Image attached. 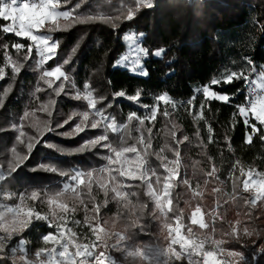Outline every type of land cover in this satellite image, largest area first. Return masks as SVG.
<instances>
[{
    "label": "trees",
    "instance_id": "obj_1",
    "mask_svg": "<svg viewBox=\"0 0 264 264\" xmlns=\"http://www.w3.org/2000/svg\"><path fill=\"white\" fill-rule=\"evenodd\" d=\"M79 3L81 0H69L67 4L61 0L60 8L68 11ZM153 3L154 7H141L134 19L127 21L122 18L115 20V18L122 17L127 13L128 8L135 7L136 0H84L74 15H103L112 18L117 26L113 27L112 23L97 20L75 24L67 30L52 34L53 38L60 42V48L57 50L56 58L46 66L53 67L70 58V63L65 65L64 70L72 76L76 88L83 91V84H89L97 98L107 97L113 103L108 113L116 118L117 123L128 125L119 133L109 134L110 141L116 147H120L122 142L124 146L136 145L141 126L137 121L129 122L127 116L135 111L143 117L145 110L124 98L113 101L114 93L124 91L128 95H134L137 90H140L141 102L151 104L155 96L167 92L178 105L186 102L193 96L195 89L208 84L213 78L221 76L226 71L224 44L219 38L220 33L244 31L248 28L250 31L248 41L245 43L242 40L241 44L232 47L231 51L243 55L245 62L251 60L257 73L264 65V0H153ZM7 22L0 18V67H4L7 73L6 78L0 80V96H4L3 89L13 82L11 68L5 67L7 62L2 45L9 46L7 52L11 61L17 62L22 61L25 53L23 50L17 53L11 46L22 43L27 48L30 43L29 40L16 37L12 33H4L2 28L7 25ZM63 24L64 21H62ZM128 31L141 35L142 46L149 50L143 64V69L148 73L147 76L133 73L127 67L116 64L125 51L126 45L123 37ZM161 48L166 50L164 55L153 54ZM35 59L36 57L33 56V59L24 65L15 78L11 93L4 96V101L0 106V165L7 171L8 162L16 158L12 152L14 147L17 155H29V159L15 173L0 181V189L3 188L11 193L24 192L25 195L37 191L42 196H46L63 191L62 181L67 177L43 171L40 165L53 164L69 174L73 169L84 171L96 169L97 171L94 172L96 175L100 167L106 164L100 156L107 153L105 150L97 149L83 154L67 155L48 147L51 144L69 150L78 147L86 139L102 134V130L97 129L75 138H66L61 135L62 132L70 131L74 122H78L75 117L74 121H70L68 125L57 129L56 132H45L42 136L38 134L37 129L43 128L45 123L56 128L57 124H62L74 112L85 111L86 102L69 99L63 95L56 98L50 90L35 93L40 77ZM249 70L250 66L245 71L246 74ZM255 76L254 73L249 79L254 80ZM40 86L43 87V84ZM66 90L70 93L74 91L73 89ZM213 90L233 96L231 104L212 101L210 105L212 111L205 112V116L213 122L218 143L207 144L208 133L203 126V121L200 122V136L207 144L206 155L214 158L217 167H220L222 163L225 165L220 173V179L225 183L221 184L215 180H209L207 184L204 182V171L208 168L205 151L197 147L198 141L194 135L196 129L193 127L192 117L184 110L186 104L175 111L169 106L170 119L158 115L154 127L148 122L143 127L145 129L153 127L152 147L155 151L171 146L167 125H175L177 129H180L178 135L181 137L182 135L189 136V142L180 145L181 167L178 179H189L191 186L199 190L200 194L196 195L188 186L177 183L171 189L173 207L182 210V218L185 221L188 220L190 210L196 205L205 212L208 218L212 212H215L210 225L213 234L216 237L222 235L228 238L230 241L226 243V246L250 255L256 251L258 246L264 248L261 236L255 237L254 241L259 239L260 242L256 248H252L250 246L254 242L242 244L230 237V234L225 236L224 232L228 230L230 222L236 218L251 224L255 232L257 226L264 225V223L257 222L262 219L263 215L258 206L254 207L245 203V200L249 199L247 193L243 196L237 195L231 201L227 200L225 190L232 192L233 182L226 179L228 174L226 165L230 161L239 159L246 169L251 167L264 171V144L258 140H254L252 145L245 143V128L241 123V117H237L235 130L228 131L232 113L235 111L233 106L245 104L249 98L247 82L237 80ZM34 93L38 99L34 98ZM50 97L57 100L55 106L50 109L52 112L50 117L45 112L35 111V115L30 116L24 122V131L27 136L34 137L37 141L32 152L28 154L26 143H17L16 137L19 133L12 126L20 124V117L25 111L32 112L39 109L40 104L46 103ZM203 99L202 94L196 96L197 109ZM225 132L232 136L231 152L223 143ZM221 150H223L222 157ZM128 155L133 156L134 154L129 153ZM165 155L169 159L172 158L170 152L166 151ZM195 161H200V164L194 169ZM149 163L151 167L160 170L159 161L154 156L149 157ZM137 185H139L138 181L134 182V186L129 189L131 192L138 193V198L131 197L128 208L110 199L106 207H101L96 218L100 223L122 231L129 237L128 241L132 244L154 243L158 241L159 218L152 217L153 203L144 194V187ZM214 188H219L221 191L214 192ZM93 195L96 197V202L102 205L104 197L96 184H93ZM60 199L75 207L78 217L85 220V210L73 194L64 192ZM83 199L87 200V197ZM142 204L147 205L139 219V222L145 225L143 231L132 226L136 214L141 212ZM88 207V217L92 219L91 203ZM174 218L172 214H169L167 222H173ZM50 230V227L34 224L25 232L26 234L24 233V236H27L30 246L35 250L41 247L40 237ZM241 245L246 247L241 248ZM4 252L7 253V251ZM134 263L136 262L130 261L128 264ZM0 264H13L11 255L9 253L7 256L0 254ZM256 264H264V255L257 257Z\"/></svg>",
    "mask_w": 264,
    "mask_h": 264
},
{
    "label": "snow or ice",
    "instance_id": "obj_2",
    "mask_svg": "<svg viewBox=\"0 0 264 264\" xmlns=\"http://www.w3.org/2000/svg\"><path fill=\"white\" fill-rule=\"evenodd\" d=\"M65 4L69 3V0H64ZM84 3L76 4L74 8L68 11H59V0H23L18 4V0H0V18L10 23L2 28L4 33H12L16 37H21L30 41L25 48L22 43L13 44L11 47L16 50L17 53L24 51L22 61L12 62L7 49L8 45L4 44L2 47L5 49L4 56L6 60L5 67H10L12 72V83L3 89L4 96H8L14 86L15 78L19 75L24 65L33 56L36 57L35 65L36 69L40 71L39 81L35 88V93H41L49 91L54 97L59 98L61 95L73 99L76 101L86 102V110L83 112H74L64 120L62 124H57L56 128L50 127L48 123L44 124L43 128H38L39 135H44L45 132H56L57 129L64 128L70 121H74V117L78 119V122H74V126H71L70 131L60 133L66 138H75L81 134H87L91 130H102V134L95 135L92 138L84 140L78 147L65 150L58 148L55 145L49 144L48 147L54 148L61 154H83L88 151L97 149L105 150L106 155L100 156V159L106 161V164L98 171L102 177L99 181L94 178V172L96 169L84 171L81 169H73L71 174L69 172L61 171L57 166L53 164H42L40 169L51 173H58L62 177L68 178V183H65L64 191H71L72 194L79 200L81 206L85 210V224L87 225L89 232L95 237L90 243L76 244L74 241L77 239L76 233L71 229H67L69 236L63 239V242L56 240L59 244V250L42 249L37 252L36 255L40 256L45 254L47 259L42 264H90V260L95 261V264H117V261L111 255H105L104 251L97 252L96 249L102 245H105V239L102 238L100 233H104V237L110 234L102 227H100V221L96 219L97 214L100 212L102 206H107L109 200H114L124 208H128L131 197H137L138 193L131 192L129 189L134 186V182H139L137 186H143L145 189V195L153 203V211L151 213L153 218H161L164 223L162 225V231H166L168 239L167 248L161 249L154 246L139 245H127L125 242L129 240V237L124 233H114L116 237V243L112 247L118 251H123L126 257L139 258L145 264H221V261L216 260V252L212 250H206L204 245L208 241V237H201L193 231V225H198L200 229L208 228L204 219L197 218V215L201 213V208L197 206L190 216L191 224L186 226V235L181 234V224H177L176 227L168 221L169 214L175 217L177 222L181 221L183 212L178 207H173V201L171 198V189L177 183H183L191 188V182L189 179L184 178L179 180L180 167H181V152L180 145L189 142L188 135H178L181 131L177 129L175 125H167L168 134L171 138V146L167 148H161L159 151L153 150L152 147V132L155 126L158 115L166 119L171 118V113L168 111V107L171 106L173 111L178 107H185V111L192 117L193 127L196 129L194 135L197 138V147L205 151L208 168L204 171L205 184L209 180H215L218 183H225L220 179V173L225 166L223 163L220 167H217L213 157L206 155L207 144L218 143L216 139V132L213 126V122L205 116V112H211V102L219 101L225 104H231L233 96L228 94H222L221 92L213 90L221 85L232 84L237 80H244L248 84L249 97L245 104L234 105L235 111L232 113V120L229 125L228 131H234L237 126V117L242 118V125L245 128L244 141L248 145H252L254 140H258L261 144H264V95L255 96V89L252 85L255 84L256 88L264 90V69L259 73L256 72V68L252 66L251 60H246V63L250 66V70L246 74L245 70L240 71H225L221 76L213 78L208 84L203 85L200 88L194 90L193 96L186 102L178 105L175 100L167 93H163L154 97L151 104L142 103L140 90H137L134 95H128L124 91H117L114 93L112 100L119 98L127 99L133 102L137 106L145 110L143 117L139 116L137 112H130L127 116V120L137 121L141 126L140 136L136 145L124 146L123 142L120 147H116L109 139L110 133H119L121 129L128 127L127 124H118L114 116L108 113V109L113 107V103L109 101L107 97L97 98L91 86L87 83L83 84V91L76 88L75 81L72 76L64 70L65 65L70 63V58L65 59L63 63L57 64L55 67L45 68L50 61H53L60 48V42L53 38V33L57 31H64L72 27L75 24L90 23L97 20L104 21L105 23H112L113 27L117 25L112 18L103 15H74L76 9H79ZM141 7L152 8L154 7L153 0H136L135 7H130L127 13L122 17L117 16L115 20L121 18L127 21L134 19L137 11ZM63 19L64 24L61 25L60 21ZM48 22L46 32L38 33L34 30H39L45 27ZM124 40L127 42V51L116 61L117 65H125L133 73H137L142 76H147L148 73L143 69V58L147 57L149 50L140 45L135 33L125 34ZM75 51V50H73ZM165 49L161 48L153 53L156 56H162L165 53ZM256 74V80H250L252 74ZM7 73L4 67H0V80L5 79ZM43 84V87L40 85ZM66 89H73L70 93ZM34 98L38 99V96ZM202 94L204 99L200 101L199 108L197 109L196 96ZM4 96H0V106L4 101ZM57 100L49 98L46 103H41L39 109L32 112L25 111L20 117V124H14L12 127L19 135L16 137L17 143L25 144L28 150V154L32 152L34 144L37 142L34 137H28L24 131V122L28 120L30 116L35 115V111H42L47 113L50 117L52 115L51 108L55 106ZM203 121V126L207 130V144H205L200 136V122ZM148 122L153 127H143ZM147 133V135H145ZM27 140V142H26ZM223 143L227 145V150L232 151L231 143L232 136L225 132L223 136ZM139 145V147H137ZM170 152L172 158L169 159L165 152ZM12 152L16 158L9 161L7 164V171H4V167L0 165V181L5 180L6 176H11L15 173L26 160L29 159V155H17L15 147ZM134 154L136 161L135 167H129L132 161L128 158V154ZM155 157L159 161V169L151 167L149 163V157ZM223 156V150H221V157ZM200 161H195L193 164L194 169L198 167ZM228 180H232V192L227 193L232 199H235L237 195L243 196L244 193L249 194L250 199H246L245 203L251 206H255L257 201L264 202V171H260L254 168H245L239 159L230 161L227 163ZM237 173L239 175L237 176ZM107 177L104 179L103 177ZM93 184H96L99 191L103 194V204L96 202V197L93 195ZM198 187V185H197ZM239 190V192H238ZM214 192H220L221 189L214 188ZM198 195L199 193H194ZM39 193L32 192L30 199L35 200L39 197ZM64 195V192H57L54 194L55 200H59ZM87 197V200L83 197ZM21 201L24 197L21 196ZM49 203H53V198L49 197ZM89 203H91V215L92 219L88 217ZM147 205H141V212L136 214V219L132 221L134 228H140L144 230L145 225L139 222L140 216ZM60 208L65 214H73L75 207L69 208L67 204H61ZM8 212L12 213L13 217L20 215V209L8 208ZM158 214V217H157ZM26 217L36 220H47L48 217H41L38 214H32L31 212L24 214ZM119 215V213H118ZM31 219L26 218L20 221L18 224L14 223L11 227L5 223L3 217L0 216V229L3 230V235H0V254L7 256L4 252L7 242L12 239L14 235H18L28 228L31 224ZM65 223L63 219L59 223L53 225L57 233L61 237H64V231L61 229V225ZM79 224L80 221H74ZM106 223V222H105ZM244 235L251 238L253 235H257L248 228H244ZM232 235L239 240V234L236 228L232 229ZM44 241L47 242L54 237L45 235ZM99 242V244H97ZM259 239L254 241L252 248H256L259 244ZM25 240L20 239L18 241L19 248L22 250L25 246ZM121 243H124V247L121 248ZM214 245H218L220 242L212 241ZM73 245L74 251L69 252V246ZM178 246V250H177ZM246 247L241 245V248ZM13 255L17 251L16 248L11 249ZM229 264H256L257 257L264 255V248H259L257 251L252 252L250 255H246L244 251H229L227 252ZM162 258V259H161ZM23 264H32V261L22 259ZM13 264L16 261L13 260Z\"/></svg>",
    "mask_w": 264,
    "mask_h": 264
},
{
    "label": "rangeland",
    "instance_id": "obj_3",
    "mask_svg": "<svg viewBox=\"0 0 264 264\" xmlns=\"http://www.w3.org/2000/svg\"><path fill=\"white\" fill-rule=\"evenodd\" d=\"M22 2H23V0H18V4L22 3ZM59 2L61 5V0H59ZM58 10L59 11H67V10H62L60 7ZM62 21H63V19H61V21H60L61 25H62ZM9 23L10 22L8 21L7 25ZM47 27H48V22H46L44 28H41L39 30H34V32L44 33V32H46L45 30L47 29ZM130 33H134V32L128 31L125 34H130ZM125 34H124V36H125ZM136 36H137V39H138L140 45L142 46L141 37H140L141 35L136 34ZM219 38L222 40V42L224 44V53H225V61H226L225 69L229 70V71H240L242 69L245 71L248 70L249 66L245 62L243 55H241L235 51H231L232 50L231 48L235 47L236 45L241 44L242 40L245 43H246V41H248V38H250V31L248 30V28H245L244 31L236 30L233 32L227 31L226 33H220ZM123 39H124V37H123ZM124 42H125L126 48H125V51L123 54H125V52L127 51V42L125 40H124ZM144 58H143V64H144ZM118 66L127 67L123 64L118 65ZM53 67H55V66H53ZM45 68H51V67H47L45 65ZM262 69H264V65L261 66V70ZM256 79H257V77L255 76L254 80H256ZM133 156L128 155V158L132 161V164L129 165V167H135V165H136V161H135ZM100 168H102V167H100ZM94 178L97 181L102 179L100 173H97L96 175H94ZM103 178L107 179L106 176ZM65 183H68V178H66V180L62 181L63 191H64L63 186ZM190 189L193 193H199L200 194L199 190H197L195 187L191 186ZM33 192H37V191H33ZM64 192L72 194L71 191H64ZM31 193L28 195H25L24 192L11 193V192L3 189V188L0 189V216L3 217V220L9 226L10 229L14 223L18 224L20 221H22L26 218L31 219V217H26L24 215L25 213L31 212L34 215L38 214L41 217H48L47 220L31 219V224L29 225L28 228L24 229L23 232L19 233L18 235H14L12 237V239L7 242V245H6L4 251H7V253H9L11 255V259L15 260L16 264H23V261H22L23 258H24V260L32 261V264H42V262L46 261V259H47L46 255L41 254L40 256H37L36 253L40 252L42 249H48V250L55 249L58 251L59 250V244H57L55 241L60 240L61 242H63V239L67 238L69 236L67 229H71L72 232L76 233L77 239L74 241V243H76V244L90 243L92 240L95 239V237L92 236L91 233L89 232V229H88L87 225L85 224V220L80 219L78 217L76 211L73 214H65L62 212V209L60 208L61 204H67V206L69 208H73L72 206H70L67 203V201H65L63 199L55 200L53 194L42 196V194L39 192H37L40 194L39 197L33 201L32 199H30ZM227 193H231V191L229 192V191L225 190L227 200L231 201L232 198L229 195H227ZM21 196L24 197L23 201H21V199H20ZM49 197L53 198V201H54L53 203L48 202ZM249 199H250V197H249ZM36 200L38 201L37 204H36V202H37ZM197 206L198 205L194 206L190 210V212L188 214V220L187 221H185L183 218H181V221L177 222L174 218V221L169 222V223H171L173 225V227H176L178 223L181 224L182 225L181 226V234L186 235L187 234L186 226L191 224L190 216ZM257 206H258V208H260L262 215H263L262 219L260 221L257 220V222L264 223V202L257 201V203L254 207H257ZM17 207H19L21 214L16 216V217H13L12 213L8 212L7 209L8 208H17ZM214 215H215V212H212L208 218L207 215L205 214V212L201 209V213H199L197 215V218L199 219L202 217L204 219L205 223L208 225V228L200 229L198 227V225H193L192 226L193 231L196 232L201 237H208V241L205 243L204 247L206 250H212V251L216 252V256H215L216 260L221 261V264H229L230 258L227 257V255H226L227 252H229V251H240V250L232 249V248L226 246V243L228 241H230L228 238L223 237L222 235L216 237L213 234V229L210 225H211V221H212V218ZM157 216H158V214H157ZM61 219H63V221H65V223H63L61 225V229H62V231H64V237H61L59 235V233H57L55 227H53V225L56 223H59L61 221ZM74 221H80V223L76 224V223H74ZM163 223H164V221L161 218H159V224L157 227V238H158L157 242L147 243V244H143V245H139V246H141V247L154 246V247H159L161 249L167 248L168 239L166 238V236H167L166 231H162ZM34 224H36L37 226L43 225L45 227L51 228L50 231H48L47 233L43 234L40 237L39 242L41 244V247L38 249H35V250L32 249V247L30 246V242H29V239L27 238V236L26 235L24 236V233L26 231H28ZM100 227L104 228L110 235L107 237H104V233H100L102 238L105 239V245L98 247L96 249L97 252L104 251L106 256L111 255L117 261V264H128L130 261H135L136 263H134V264H145V262H143L139 258L126 257L123 251H118L116 248L112 247V245H114L116 243V237H115L114 233H117V232L123 233L122 231L112 229L103 223H100ZM233 228H236L237 233L239 234V237H240L239 240H237L232 235V229ZM244 228H248L250 231H253V226H251V224L244 223L242 221V219L236 218L230 222L229 228L227 231L224 232V234H225V236H227V234H230V237H232L234 240L239 241L242 244H248V243L254 242V239L257 235H253L251 238L247 237L246 235H244V231H243ZM255 233H258V236H261L263 241H264V225L257 226L255 229ZM3 234H4L3 230L0 229V235H3ZM49 234H51V236L54 237V239H50L49 241L45 242L43 237L45 235H49ZM28 237H29V235H28ZM20 239H23L26 242L25 246L22 250L19 248V245H18V241ZM212 241H218L220 243L218 245H214L212 243ZM125 243L127 245L135 246V244H132L129 241H126ZM97 244H99V242H97ZM124 246H125L124 243H121L120 247L123 248ZM13 248L17 249V251L15 252L14 255L11 251V249H13ZM259 248H261V247L258 246L256 251ZM74 250L75 249H74L73 245H70L69 246V252H72ZM177 250H178V246H177ZM90 264H95V261L90 260ZM105 264H106V262H105ZM157 264H158V262H157ZM185 264H186V261H185Z\"/></svg>",
    "mask_w": 264,
    "mask_h": 264
},
{
    "label": "built area",
    "instance_id": "obj_4",
    "mask_svg": "<svg viewBox=\"0 0 264 264\" xmlns=\"http://www.w3.org/2000/svg\"><path fill=\"white\" fill-rule=\"evenodd\" d=\"M252 87H253V89H255V91H254V94H253V96L251 98L254 99L255 96L264 95V90H261L259 88H256V86L254 84L252 85ZM248 95H249V91H248Z\"/></svg>",
    "mask_w": 264,
    "mask_h": 264
}]
</instances>
